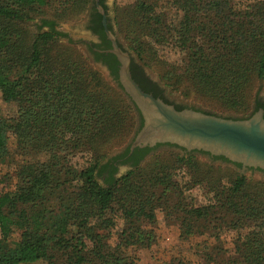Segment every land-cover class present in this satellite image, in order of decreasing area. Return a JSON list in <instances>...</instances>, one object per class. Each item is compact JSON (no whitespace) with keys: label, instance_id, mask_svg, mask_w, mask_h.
Segmentation results:
<instances>
[{"label":"trees","instance_id":"16d2710c","mask_svg":"<svg viewBox=\"0 0 264 264\" xmlns=\"http://www.w3.org/2000/svg\"><path fill=\"white\" fill-rule=\"evenodd\" d=\"M50 1L0 0V91L4 100L18 103L14 117L0 118V164L9 155L11 132L16 150L29 156L26 161L31 170L19 176L14 188L0 192V264H131L114 250L121 251V245L126 247L138 238L140 243L150 245V236L144 239L140 235L141 224L156 220L157 205L167 210V217L175 215L183 235L204 233L210 227L236 232L234 249L226 255L221 244L215 246L220 258L208 254L210 264H264L263 183L253 187L240 173L229 184H220L219 177L211 176L216 182L212 200L193 204L186 202L176 177L178 169L185 166L183 161L194 163L197 175H207L198 165L200 162L192 161V155L176 154L171 164L160 163L147 172L141 164L153 149L147 147L131 168L117 177L112 169L105 173L116 156L106 159L104 153L80 168L72 162L78 154L96 152L103 143V150L109 151L117 144L115 140L129 136L138 109L122 85L118 82L115 87L107 82L87 57L48 55L47 45L60 35L55 20L43 19L30 49L24 47L20 24L29 19V11ZM61 1L69 8L80 9L88 2ZM171 1L183 13L175 25L163 15L165 1L141 0L138 4V10L148 14V25H156L155 41L171 39L186 52L185 65L194 69L209 95H218L225 101L229 98V103L237 104L239 97L233 92L239 88L240 93V78H250L256 70L257 77L264 79V1L240 13H236L230 0L167 3ZM101 17L94 14V23L100 26ZM44 26L47 29L41 30ZM70 44L63 46L68 48ZM206 45L212 46L214 52L208 54ZM134 49L140 55L142 48L138 45ZM100 55L107 57L115 72L116 55ZM243 56L250 57L249 67L241 62ZM240 73L243 75L238 78ZM256 103V109L264 108L261 99ZM128 150L129 147L125 153ZM174 168L177 172H173ZM144 172L146 175L131 188L124 186ZM73 181L77 183L73 185ZM67 184L77 189L75 197ZM121 187L127 191L120 204L127 222L121 240L111 248L88 222L95 212L98 217L112 208ZM91 201L98 209L94 213L84 210V203ZM86 239L93 243L90 251L94 259L84 255L89 248ZM59 254L67 256L64 262H60Z\"/></svg>","mask_w":264,"mask_h":264},{"label":"rangeland","instance_id":"374dc122","mask_svg":"<svg viewBox=\"0 0 264 264\" xmlns=\"http://www.w3.org/2000/svg\"><path fill=\"white\" fill-rule=\"evenodd\" d=\"M163 1H165L162 2L165 5V8L162 9L164 10L163 15L168 22L170 19L174 21L172 23L175 25L181 19L183 13L178 11L177 7L172 4V1L170 4L167 3V0ZM230 1L232 2L233 9L237 11L236 13H240L248 11L251 4L264 0ZM92 2L93 0H88L85 7L80 9L78 7L69 8L61 0H51L48 4L29 11V19L22 21V25L20 24L23 33L20 41L25 45L26 49H30L43 19H53L60 35L47 45L50 51L48 55L51 53L54 55L61 53L59 54L61 57H66L70 54L87 57L93 68L99 71L107 82L117 87L118 84L112 80L108 73L95 64L84 42L79 41L89 36L82 27V20L88 14ZM107 2L109 4L111 26L120 44L124 49L133 54V59L140 63L150 76L165 86L170 98H174L185 104L195 105L210 113L234 118H243L251 115L257 99H261L264 102V79L257 77L256 70L251 72L250 78H240L243 75L240 73L238 78H240L239 82L243 81L242 89L240 93L239 88L233 92V94L239 97L237 104L229 103V98L225 101L218 95H209L205 89V85L203 86L199 82L194 69L188 68L185 65L186 52L171 39L168 41H155L153 32L156 25L153 27L148 25L147 12H140L138 10V4L141 0H107ZM46 29V26L41 28V30ZM63 44H70V46L64 48ZM138 45L142 48L140 55L134 49ZM206 48L208 54L214 52L212 46L206 45ZM62 52L65 54H62ZM254 56L257 59L256 51ZM242 58L241 62L249 67L250 57L245 58L243 56ZM17 110L18 103L4 100L0 91V118H12L17 114ZM134 121L135 126L131 134L125 139L123 138L124 140H115L113 143L117 141V144L111 147L109 151L106 148L103 150V146L106 144L103 143V146L99 145L96 152L78 154L73 158L72 162L80 168L87 160L93 157L102 156L105 153V158L107 159L114 155L113 153L116 150L124 148L133 139L138 128V111L136 112ZM8 147L10 150L9 155L0 164V176L2 179L0 192L14 188L19 176L27 175L31 171L26 161V158L29 156L16 150V141L11 132L8 133ZM176 154L180 156L185 155L186 157L192 155V161L197 160L200 162L198 165L207 174H203V177L197 175L196 171H194V163L190 162L191 164L189 165L185 161L181 163L185 166L184 168L181 167L182 169H178L179 173H177L176 177L183 188L186 202L203 204L212 200L213 188L216 182L212 180L211 176H215L214 179L219 177L218 182L220 184H229L232 177L240 173L247 177L251 186L256 187L261 183L264 185V172L261 170L249 167L242 168L229 161L213 159L208 154L200 151H194L190 154V152H186L182 148L170 145H161L153 149L141 161V164L143 163L142 170L149 172L160 163L171 164ZM127 170L119 171V176ZM173 172H177L176 169ZM145 175L146 173L144 172L140 176L136 175L134 178H130L128 184L124 186L131 188L134 182H137L141 176ZM100 181H103V179L100 178ZM75 183L77 182L73 181L72 184L74 185ZM67 187L73 190L72 196L75 197L74 193L77 189L70 187L69 184H67ZM125 190V187H121L112 208L101 212L102 214L98 217L96 216L99 214L95 212L98 210L96 205L92 201L89 204L84 203V210H91L92 213L95 212L90 217L88 225L92 224L95 231L103 236L102 240L111 248H114L119 243L122 229L126 227L127 221L120 208L121 202L125 201L124 196L127 192ZM166 211L164 207L157 205L155 208L156 220L152 223L144 222L141 224L140 235L144 236V239H146V235L150 236L151 243L149 246L140 243V238H138L132 241L133 243H128L126 247L121 245L120 250L122 253L118 250H114V252L123 255L131 264H210L207 257L208 254L210 256L213 255L217 259L220 258L219 253H217L218 251L215 250V246L221 244L228 252L226 255L234 249V239L236 237L234 230H229L226 227L221 229L210 227L204 233L183 235L181 234L179 220L173 214L172 217H167ZM15 236L17 237V235ZM86 240L87 247L89 248L85 250L84 255L87 259H94L90 251L93 243L89 239ZM59 255L60 262H64L67 256ZM93 262L94 264H101L100 261ZM22 264H46V262L39 261Z\"/></svg>","mask_w":264,"mask_h":264},{"label":"water","instance_id":"95a60500","mask_svg":"<svg viewBox=\"0 0 264 264\" xmlns=\"http://www.w3.org/2000/svg\"><path fill=\"white\" fill-rule=\"evenodd\" d=\"M99 8L103 12L100 5ZM84 22L85 19L82 20ZM104 23L106 24L105 18ZM86 32L89 36L83 38L85 41L91 38L90 32ZM106 32L112 41L109 51L120 62L119 83L143 118L141 127L130 141L131 149L136 146L153 147L160 143H170L186 152L204 151L223 156L229 162L240 163L242 168L252 167L264 171V108L243 118L227 117L193 108L177 109L173 104L142 89L130 70L133 54L119 45L112 30L107 29ZM94 62L110 76L106 66L98 61ZM121 150H116L113 154ZM130 168L122 166L119 171Z\"/></svg>","mask_w":264,"mask_h":264},{"label":"flooded vegetation","instance_id":"af4514ba","mask_svg":"<svg viewBox=\"0 0 264 264\" xmlns=\"http://www.w3.org/2000/svg\"><path fill=\"white\" fill-rule=\"evenodd\" d=\"M99 5L102 7L103 12L99 8ZM94 14L95 15L101 14L102 17H101V25L100 26L98 25V23L97 24L94 23ZM110 17L111 16H110V12H109V4H108L107 0H93L92 5L90 7V10H89L88 14L86 15V17L84 18L85 22L82 23L83 29L85 31L87 30L90 32L91 38H89L87 41L81 40V39L79 41L84 42V44H85L89 54L93 58V60L98 61V62L102 63L104 66H106L108 71H109V74L113 78V80L119 82L120 62H119L117 56H116V59L118 60V64H117L118 67H117V70L115 72L112 70V68L108 64V62L106 60L107 57L105 55L98 56V54H101V53L107 54V55L108 54H114L113 52L109 51V49L112 47V41L108 37L107 32H106L107 29H110L113 31V28H112L111 22H110ZM104 18L106 19V24L104 23ZM98 26H99V28H98ZM119 45L121 47H123L120 44V42H119ZM130 70H131L133 78L139 83V85L142 87V89H144L145 91H147L149 93H152L156 97L162 98L164 101H166L170 104H173L177 109L193 108V109H197V110H203V109H201L195 105L185 104V103H182V102L175 100L174 98H170L166 92L165 86H163L159 81L155 80L152 76H150L145 71L143 66L140 63L136 62L133 58H132V61L130 64ZM256 105H257V103H255V105H254L253 113L255 111L259 110L260 108H263L262 106H259L256 109ZM203 111H205V110H203ZM138 115H139L138 128H140L142 123H143V118H142V115L140 114L139 110H138ZM129 144L126 145L124 148H122V150L120 152L110 156L109 159L112 160V158L115 156H116V159L110 162L112 165H109L107 171L105 172L106 174H108L110 172V170L112 169L111 171H113V174L117 177L118 176L117 174L119 173L120 168L122 166L131 167V165L140 157L141 152L142 151L144 152L145 148H147V147H150L153 149H155L161 145H170V146L178 147L177 145H173L170 143H165V144L160 143V144H157L153 147H151V146H144V147L136 146L135 148L131 149L129 147ZM127 147H129V150L125 153ZM136 148H140V150L136 149ZM152 150H150L148 153H146L145 156L148 155ZM192 152H194V151H192ZM200 152H204V151H200ZM204 153L208 154V156L213 158V159H219V160L224 161L223 156L211 155L207 152H204ZM234 164H238L239 166H241L240 163H234ZM113 167L115 168V170L113 169ZM249 168H252V167H249Z\"/></svg>","mask_w":264,"mask_h":264}]
</instances>
